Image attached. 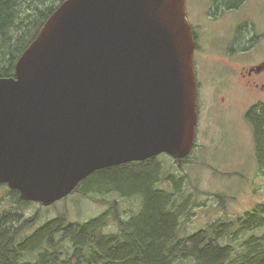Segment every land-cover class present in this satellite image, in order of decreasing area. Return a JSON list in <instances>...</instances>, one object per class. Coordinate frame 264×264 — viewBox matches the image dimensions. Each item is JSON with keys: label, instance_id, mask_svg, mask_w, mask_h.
I'll return each instance as SVG.
<instances>
[{"label": "water", "instance_id": "1", "mask_svg": "<svg viewBox=\"0 0 264 264\" xmlns=\"http://www.w3.org/2000/svg\"><path fill=\"white\" fill-rule=\"evenodd\" d=\"M186 0H64L0 78V185L47 207L91 173L190 152Z\"/></svg>", "mask_w": 264, "mask_h": 264}, {"label": "trees", "instance_id": "2", "mask_svg": "<svg viewBox=\"0 0 264 264\" xmlns=\"http://www.w3.org/2000/svg\"><path fill=\"white\" fill-rule=\"evenodd\" d=\"M23 1L0 0V78H14L16 61L64 0L24 17ZM245 120L253 133L256 166L263 172L264 105L252 107ZM160 155L97 170L77 186V191L84 189L79 191L83 196L107 192L138 200L139 211L127 220L120 218L115 202L108 205L119 233L103 231L110 223L106 222L109 212L76 225L62 215L28 235V222L33 219L20 222L8 214L10 221L0 222V264H264V203L235 220L180 237L188 199L175 187L177 179L164 176ZM163 183H171L174 192L162 189ZM0 187L8 190L17 205L32 203L22 201L6 185Z\"/></svg>", "mask_w": 264, "mask_h": 264}, {"label": "rangeland", "instance_id": "3", "mask_svg": "<svg viewBox=\"0 0 264 264\" xmlns=\"http://www.w3.org/2000/svg\"><path fill=\"white\" fill-rule=\"evenodd\" d=\"M57 2L24 0L25 12L22 16L33 15L36 10L45 9ZM194 2L188 0L190 18L195 13ZM242 15L263 36L261 45L257 46L260 39L256 38L255 32L248 30V38L251 39L248 50L241 62L233 63L226 52L225 56H221L214 51L223 50L216 43L225 37L219 35L213 38L211 48L206 52L205 63L198 69L196 147L186 161H178L166 155L158 156L164 176L171 175L177 179L175 187L179 186L183 197L188 199L179 224L180 237L195 234L214 223L235 220L264 203V171L260 172L256 166L253 133L245 120L252 107L264 105V93L257 88L251 91L249 88H253L252 80L246 81L240 77L244 65L249 67L264 60V0H248ZM227 65L236 71L235 77ZM258 82L264 84V76ZM161 188L171 192L175 189L171 183H163ZM80 190L76 189L68 197L45 207L36 202L26 206L17 205L8 190L0 187V222L8 223V214L16 215L20 222L33 219L28 222V235L62 215L73 225L100 218L110 211L108 205L111 202L118 205L117 212L123 220L135 215L140 208L137 199L122 198L117 193L88 192L83 196L80 193L84 189ZM107 215L106 222L110 223L104 228V233H119L120 230L111 222L113 214L109 212Z\"/></svg>", "mask_w": 264, "mask_h": 264}, {"label": "flooded vegetation", "instance_id": "4", "mask_svg": "<svg viewBox=\"0 0 264 264\" xmlns=\"http://www.w3.org/2000/svg\"><path fill=\"white\" fill-rule=\"evenodd\" d=\"M194 1L195 13L190 18L188 16V0H186V18L191 28L193 68L196 88H198V69L199 66L204 65L206 52L211 48V41L214 37L219 35L225 37L216 43L223 50L214 49V51L220 53L221 56H225L226 52V55L232 59L233 63H239L243 60L245 52L248 50L249 41L251 40L248 38V30L252 29L255 32L256 38L260 39V44L257 46L261 45L263 36L258 34L254 25L248 21L246 16L242 15V11L247 6L248 0ZM251 46L253 45L251 44ZM227 68L232 70L234 77L237 75L233 67L227 65ZM262 76H264V60L249 67L248 65H244L240 71L241 78H244L246 81L252 80L251 86L253 88H249L251 91L257 88V90L264 93V84L258 82ZM258 96L260 95L258 94Z\"/></svg>", "mask_w": 264, "mask_h": 264}]
</instances>
